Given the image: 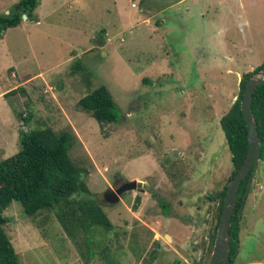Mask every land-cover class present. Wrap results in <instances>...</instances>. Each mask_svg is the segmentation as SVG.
I'll use <instances>...</instances> for the list:
<instances>
[{
  "label": "rangeland",
  "instance_id": "374dc122",
  "mask_svg": "<svg viewBox=\"0 0 264 264\" xmlns=\"http://www.w3.org/2000/svg\"><path fill=\"white\" fill-rule=\"evenodd\" d=\"M18 1L0 0V14ZM141 1L39 0V23L3 33L0 92L17 91L0 98V161L19 150L21 115L29 129L69 132V156L114 226L95 233L89 264H209L216 195L233 171L219 120L264 61V0ZM77 60L87 72L72 70ZM101 86L118 105L113 124L77 105ZM123 180L142 191L104 203ZM245 196L233 264H264L263 160ZM4 216L20 264H85L54 211L27 217L13 201Z\"/></svg>",
  "mask_w": 264,
  "mask_h": 264
},
{
  "label": "trees",
  "instance_id": "16d2710c",
  "mask_svg": "<svg viewBox=\"0 0 264 264\" xmlns=\"http://www.w3.org/2000/svg\"><path fill=\"white\" fill-rule=\"evenodd\" d=\"M38 5L39 0H19L8 13L0 14V39L7 29L19 26L23 16H26V21H37L35 10ZM71 68L75 72H87L86 67L79 60L75 61ZM262 68H264V61L252 72L243 75L239 84V96L219 120L230 153L233 171L226 185L216 195L219 200L217 223H219L227 184L240 168L248 151L247 128L240 111L244 86L246 81ZM16 91L17 89H14L4 96ZM77 105L99 125L113 124L119 120L118 105L103 86L90 91L77 102ZM251 109L260 143V160L264 161V86H258L254 91ZM21 119L24 121L25 129L22 128L19 131V150L9 158L0 161V264H20L18 255L4 229L8 222L4 211L13 201L20 205L27 217H34L43 211H54L65 235L78 249L83 248L86 252L85 264H89L94 247L100 244L95 239V233L97 230L111 232L114 226L101 204L97 202V195L89 191L85 182L86 170L75 165L69 156L73 137L69 132L56 133L49 127L29 129L27 127L29 119L22 115ZM247 179L242 181L239 187L231 217L227 264H233L237 254L240 221L238 210L246 199L243 195ZM152 196L160 207L161 213L170 215V204L154 193ZM138 202L137 197L136 203ZM214 236L215 234L211 237V248ZM193 264L197 263L193 262Z\"/></svg>",
  "mask_w": 264,
  "mask_h": 264
},
{
  "label": "water",
  "instance_id": "95a60500",
  "mask_svg": "<svg viewBox=\"0 0 264 264\" xmlns=\"http://www.w3.org/2000/svg\"><path fill=\"white\" fill-rule=\"evenodd\" d=\"M22 18L23 20H26V16H23ZM258 86H264V68H262L257 74L250 77L246 81L244 86L240 101V111L247 128L248 151L240 168L227 184V189L223 199V207L219 219V225L216 230L209 264L228 263L229 229L231 224V217L234 213L237 201L238 190L242 181L248 178L244 195L248 192L253 173L260 160V143L258 140V132L256 129L254 115L251 109L253 94ZM141 184V182H136L135 180L127 181L115 190L109 189L105 191L102 195V200L104 203H108L111 205L117 204L120 201V197L123 193L134 191L137 188L141 187ZM242 207L243 202L238 210V215L240 214ZM164 238L166 239V241H171L169 235H164ZM178 251L181 254L184 253L185 255H187L180 247H178Z\"/></svg>",
  "mask_w": 264,
  "mask_h": 264
},
{
  "label": "crops",
  "instance_id": "0c3cea01",
  "mask_svg": "<svg viewBox=\"0 0 264 264\" xmlns=\"http://www.w3.org/2000/svg\"><path fill=\"white\" fill-rule=\"evenodd\" d=\"M185 0H180L179 2H184ZM36 23H39L38 21L36 22ZM3 37V36H2ZM1 40V39H0ZM12 78L13 77H15V76H11ZM21 85V84H20ZM16 87H13V88H8L6 91H3V92H0V98H4V97H6V96H4L6 93H8V92H10V90L12 91V90H14ZM12 94H15V92L14 93H12Z\"/></svg>",
  "mask_w": 264,
  "mask_h": 264
},
{
  "label": "flooded vegetation",
  "instance_id": "af4514ba",
  "mask_svg": "<svg viewBox=\"0 0 264 264\" xmlns=\"http://www.w3.org/2000/svg\"><path fill=\"white\" fill-rule=\"evenodd\" d=\"M125 182H127V181H124V180H123V181H121L120 183H118V184H117V185L114 187V189H113V190H115V189L119 188V187H120L121 185H123ZM137 189H139V190H141V191H142V188H141V189H140V188H137ZM137 189H136V190H137ZM125 193H128V192H125ZM123 194H124V193H123ZM123 194H122V195H123ZM122 195H121V196H122ZM120 198H121V197H120ZM184 252H185V251H184Z\"/></svg>",
  "mask_w": 264,
  "mask_h": 264
}]
</instances>
